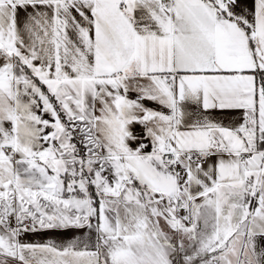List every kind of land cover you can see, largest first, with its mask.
Returning a JSON list of instances; mask_svg holds the SVG:
<instances>
[{"label": "snow or ice", "instance_id": "obj_1", "mask_svg": "<svg viewBox=\"0 0 264 264\" xmlns=\"http://www.w3.org/2000/svg\"><path fill=\"white\" fill-rule=\"evenodd\" d=\"M0 264H264V0H0Z\"/></svg>", "mask_w": 264, "mask_h": 264}]
</instances>
